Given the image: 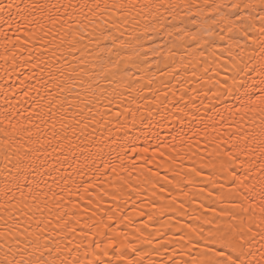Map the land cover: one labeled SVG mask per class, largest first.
Masks as SVG:
<instances>
[{"label":"snow or ice","instance_id":"1","mask_svg":"<svg viewBox=\"0 0 264 264\" xmlns=\"http://www.w3.org/2000/svg\"><path fill=\"white\" fill-rule=\"evenodd\" d=\"M161 32L201 58L194 95L161 99L133 73ZM0 48L29 72L15 103L2 89L0 264H145L109 234L104 185L155 187L161 169L170 184L186 161L185 186L207 176L210 202L147 264H264V0H0Z\"/></svg>","mask_w":264,"mask_h":264},{"label":"bare ground","instance_id":"2","mask_svg":"<svg viewBox=\"0 0 264 264\" xmlns=\"http://www.w3.org/2000/svg\"><path fill=\"white\" fill-rule=\"evenodd\" d=\"M197 2H202V0H197ZM217 2L230 4L238 2V0H217ZM204 26L207 27L208 25L205 24ZM9 34L11 35L12 33ZM21 39H24L22 34ZM143 42L145 50L148 51V56L144 57V59L148 63L141 66L143 71L138 72L135 68L132 71L137 76L143 75L145 79L142 82L144 83L147 82L148 78H153L155 80L153 87L160 90L161 99H163L164 93L167 92L168 100L174 101L179 98L181 91L189 90L191 93L192 89L202 86V81L197 79L202 71L198 64V60L201 58L192 48H188L187 50L181 48L179 51L173 48L172 45L174 43H182V41H177L175 33L173 36L168 37L161 32L159 35H153L152 39L145 37ZM170 48L171 53L169 51ZM151 49H158V51L156 54H153ZM2 51L3 49L0 48V52ZM172 53H174V56ZM24 55L26 56L27 53ZM182 56L185 64L191 62L188 70L180 66ZM172 59L175 60V64H172L170 69H166L165 64H171ZM17 64H19V61H17ZM191 65L196 66L197 78L192 76ZM5 68L8 69L7 74L4 71ZM168 71H178V75L175 79H172L166 74ZM27 75H29L27 68L13 70L10 64H5L3 60H0V106L4 105L5 100V94L2 89H7V97L15 103L21 95V91L19 90L20 80L24 79ZM177 80L183 83L178 84ZM166 84L167 87H165ZM173 92L175 93V97L172 95ZM191 94L194 95L195 93ZM149 98L151 99L150 94ZM165 103L167 104L168 101H165ZM27 106L25 105V107ZM168 106L171 107V104H168ZM166 138V130H162L161 139ZM185 163L184 175L173 178V173L171 171L168 172V178L171 180L170 184L166 183L163 179L165 173L161 169L159 183L155 187L149 184H139L135 179L127 187L120 190L113 188L108 183L104 185L109 191L117 193L115 200L111 197H105L104 201V207H110L117 217L116 220L110 222L114 232L110 231L109 234L117 236V246H123L126 252L131 251L129 245L149 252L150 256L145 258V264H147L148 259L159 261L161 255H157L152 250L158 248L165 240L178 237L180 233L177 229L185 228L186 230L187 225L195 223L191 217L201 215L203 209L200 207V202L203 201L205 204L210 202V200L199 196V188L209 185L207 176L197 178L198 183L195 186H185L186 181L191 179L186 174L191 164L187 161ZM174 167L178 168L179 166L175 165ZM153 170H155L154 166ZM135 175L133 173V176ZM101 179L104 178L102 177ZM107 179L111 181L112 177L109 176ZM162 185L164 186L163 192L161 191ZM184 192H187L188 195L185 196ZM193 194H196L195 199ZM207 215H210V213ZM146 238L152 240V243H145ZM169 249L171 250V246H169ZM159 251L163 254V248H160ZM177 259H179L178 256Z\"/></svg>","mask_w":264,"mask_h":264}]
</instances>
